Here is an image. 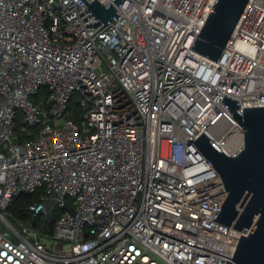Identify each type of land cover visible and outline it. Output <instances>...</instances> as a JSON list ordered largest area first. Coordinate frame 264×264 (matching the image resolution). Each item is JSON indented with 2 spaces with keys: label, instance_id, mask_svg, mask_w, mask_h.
<instances>
[{
  "label": "built area",
  "instance_id": "1",
  "mask_svg": "<svg viewBox=\"0 0 264 264\" xmlns=\"http://www.w3.org/2000/svg\"><path fill=\"white\" fill-rule=\"evenodd\" d=\"M215 2L123 0L103 26L83 0H0V264L232 259L246 233L213 220L226 191L189 204L224 185L198 192L220 176L188 139L242 149L222 100L264 106V0L217 61L191 49Z\"/></svg>",
  "mask_w": 264,
  "mask_h": 264
},
{
  "label": "water",
  "instance_id": "2",
  "mask_svg": "<svg viewBox=\"0 0 264 264\" xmlns=\"http://www.w3.org/2000/svg\"><path fill=\"white\" fill-rule=\"evenodd\" d=\"M83 1L105 26L112 17L117 19L116 9L123 0H112L108 8L98 0L91 4ZM247 3L248 0H216L191 49L210 60H219ZM222 101L243 127V147L237 155L227 156L204 133L196 140L188 139L220 176L197 187L198 192L220 183L224 185L191 199L189 204L226 191L227 196L213 220L234 225L233 228L246 233L239 238L234 255L226 264H264V106L245 107L241 117L235 111L238 100L224 96ZM50 205L51 202L47 207Z\"/></svg>",
  "mask_w": 264,
  "mask_h": 264
},
{
  "label": "trees",
  "instance_id": "3",
  "mask_svg": "<svg viewBox=\"0 0 264 264\" xmlns=\"http://www.w3.org/2000/svg\"><path fill=\"white\" fill-rule=\"evenodd\" d=\"M36 199V195L30 194V195H20L18 197H15L12 199L10 206L6 210V215L13 221L17 220H24L26 221L29 219V214L27 212V206L32 203ZM56 215V213H55ZM34 221L32 224L33 226L37 227L39 224H42L43 220L39 218L33 219ZM37 224V225H36ZM52 225L53 221L50 223V233H52Z\"/></svg>",
  "mask_w": 264,
  "mask_h": 264
}]
</instances>
